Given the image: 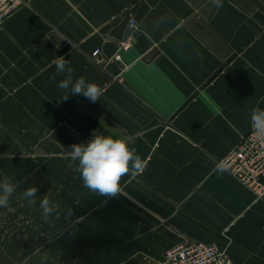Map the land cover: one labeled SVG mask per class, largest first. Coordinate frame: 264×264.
I'll return each instance as SVG.
<instances>
[{
    "label": "crops",
    "instance_id": "crops-1",
    "mask_svg": "<svg viewBox=\"0 0 264 264\" xmlns=\"http://www.w3.org/2000/svg\"><path fill=\"white\" fill-rule=\"evenodd\" d=\"M59 56L74 78L101 87L99 100L61 98L63 75L50 79ZM255 106L264 108V0H27L0 29V169L10 162L2 155L69 153L93 135L123 138L147 161L103 196L73 170L74 209L88 214L87 226L70 228L88 241L80 264H159L186 241L217 244L231 264H264V196L215 171L251 129ZM34 181L44 190L43 177L26 184ZM43 195L0 209L9 214L0 264H46ZM111 195H120L121 224L108 232ZM48 246L59 249L52 264H66L85 244L56 235Z\"/></svg>",
    "mask_w": 264,
    "mask_h": 264
},
{
    "label": "clouds",
    "instance_id": "clouds-1",
    "mask_svg": "<svg viewBox=\"0 0 264 264\" xmlns=\"http://www.w3.org/2000/svg\"><path fill=\"white\" fill-rule=\"evenodd\" d=\"M216 7L221 6V0H212ZM55 73L50 77L53 81L57 76L63 75L58 83V87L64 91L63 100L69 99L72 95H83L90 102L95 103L103 94L101 87L89 82L84 76L74 78V68H72L63 56L54 60ZM250 128L257 141L264 143V108L255 106L250 113ZM72 168L79 174L83 187L99 195L115 194L121 189V181L125 176H137L141 174L147 166V161L137 153L135 147L123 138H114L111 135H93L87 143L71 145L69 152ZM215 171L219 176L230 171V167L223 161L216 165ZM18 185L7 175L0 179V208L7 207ZM38 188L35 186L26 188L22 197L28 204H37ZM39 207L47 222L49 217L61 208L59 202H53L48 194L40 197ZM70 211V210H69Z\"/></svg>",
    "mask_w": 264,
    "mask_h": 264
},
{
    "label": "rangeland",
    "instance_id": "rangeland-1",
    "mask_svg": "<svg viewBox=\"0 0 264 264\" xmlns=\"http://www.w3.org/2000/svg\"><path fill=\"white\" fill-rule=\"evenodd\" d=\"M69 153H32V154H7L2 155L1 157H7L9 161H6L5 164L9 167L6 169H0V179L3 178L4 175H7L12 179L14 183L18 185L16 192L13 194L12 198L7 207H3L0 209L6 210H19L24 209L26 204V199L22 197L23 191L28 188L35 186L38 188V192H43L44 195L48 194L50 199L53 202H59L61 208L58 210L59 218H56V213H53L47 222L44 219V222L40 221V224H44V228H49L48 233H44L49 239V242H46L44 239V250L51 251V255L45 258L46 264L55 263L58 256V246L54 248H49L48 243L51 244L56 238V235L59 236H71L72 238H80L81 243L85 244L84 247L77 252L76 254H72L68 259L66 264H80L82 255L88 251V245L80 235L73 232V226L78 228H83L88 225L87 218L84 215L79 213L74 209L73 203L76 202L74 189H73V169L69 168L68 165L70 163ZM31 156L30 158H28ZM44 162H43V161ZM44 178V190L42 186L33 182V184H26L27 181ZM120 195H111V210L112 214L109 216L104 224L101 225L108 232L117 229L119 230L121 224V203L119 199ZM70 210V211H69ZM9 214L5 212H0V225L5 224V218L8 217ZM99 213L96 215L95 219H99ZM20 220H28L32 223H36V217H26L22 216ZM94 224V223H92ZM63 226L64 228H62ZM71 226V227H70ZM59 228V231L65 229V232L57 233L56 230ZM71 228V229H70ZM98 232V228L96 229ZM119 232V231H118ZM95 236V234L93 233ZM62 250V249H61ZM64 251V249H63ZM100 249L98 250V253ZM167 249L162 254V259L159 264H167L165 260V253ZM65 252V251H64ZM134 264H136L135 259L129 257ZM24 264H30L29 260ZM34 264H38L34 262ZM45 264V263H44Z\"/></svg>",
    "mask_w": 264,
    "mask_h": 264
},
{
    "label": "built area",
    "instance_id": "built-area-1",
    "mask_svg": "<svg viewBox=\"0 0 264 264\" xmlns=\"http://www.w3.org/2000/svg\"><path fill=\"white\" fill-rule=\"evenodd\" d=\"M27 0H0V29L5 20ZM131 20L129 25L134 26ZM132 38L121 42L119 51L113 59L121 60V53L132 46ZM91 56L102 64L100 49H95ZM225 162L230 171L227 173L250 190L257 197L264 196V143L257 141L251 129L244 135L239 144L219 162ZM167 264H231V259L225 250L215 243L201 241H186L167 249L165 253Z\"/></svg>",
    "mask_w": 264,
    "mask_h": 264
}]
</instances>
